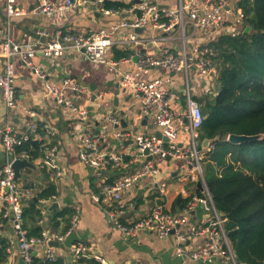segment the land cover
<instances>
[{
  "label": "crops",
  "instance_id": "0c3cea01",
  "mask_svg": "<svg viewBox=\"0 0 264 264\" xmlns=\"http://www.w3.org/2000/svg\"><path fill=\"white\" fill-rule=\"evenodd\" d=\"M44 1L64 4L68 0H17L15 8L21 11V15L14 17L10 25L7 24L6 0H0V54L2 44L7 37L19 44L37 43L46 45L68 33H98L102 30H110L121 22L122 18L104 15L95 0L79 6L72 5L61 13L52 16L40 13L39 8ZM126 5L137 4L136 0H114ZM163 9H174L178 6V0H153ZM205 0H199L203 3ZM131 31L119 30L115 37L128 35ZM138 32V31H137ZM141 38L151 37L161 39L173 36L172 39L159 40L155 45L141 47L143 54L160 55L167 48L176 54L182 49V40L176 31L164 33L154 30L151 26L143 32H138ZM221 33L218 30L210 34L199 33L197 36L188 33L189 46L207 45L219 39ZM132 50L115 47L108 55V59L117 62L116 68L91 61L84 53L71 51L62 57L46 58L41 53L37 54L34 63L47 75V79L62 87L65 79L69 78L79 86L80 91L68 89L66 95L74 101L79 108L88 111V119L79 121L77 115L71 113L66 107L58 106L47 94L44 80L26 66L19 56H14L15 90L17 107L9 109L3 99L0 90V127L9 124L18 134H30L31 137H42V146L53 151V157L59 171L48 168L43 163V157L30 161L34 167L22 170L24 179H19L20 186L32 188L35 196L53 185L56 190L55 197L50 200H41L37 203L42 209L44 221L43 234L48 239L51 231L48 226V217L57 211L70 209L78 218L77 226L64 241L58 242L55 252L59 258H64L70 264L72 262L71 247L76 243H83L93 247V252L103 255L109 264H184L183 260L175 254V240L173 237L160 238L151 232H140L136 236H127L115 227L113 221L107 216L104 209L96 205L91 196L98 193L105 183H113L127 174H132L137 165L132 162L136 148L131 140L118 143L112 133L124 131L132 134H160L151 116H146L142 110V101L130 88L121 85V74L133 72L136 69V59L121 58L120 55ZM0 64L4 59L0 55ZM144 79L169 78L170 83L165 89L172 91L171 107L177 116L186 109L185 89L187 79L184 72H172L164 68H153L142 76ZM194 99H196L205 115L206 104L212 101L217 92V80L205 79L199 76L195 69L189 71L187 77ZM115 99L118 107L115 106ZM116 112V113H115ZM124 113L122 115L121 113ZM116 117L119 126L112 125L110 118ZM125 125H122V122ZM36 125V130L32 126ZM46 127L55 132V136H47ZM75 127V129H74ZM98 136L101 139V149L112 150L121 153L125 157V168H108L100 171L85 165L80 159L81 146L79 138L74 131ZM76 133V134H78ZM109 135V136H108ZM191 136L183 128L179 129V147L188 149L191 146ZM204 150V149H203ZM6 164V151L0 138V172ZM189 169L185 160H167L155 174L141 180L138 185L127 190L123 198L127 203L125 222L134 221L147 214L154 206L164 205L165 208L174 211V203L177 198L191 200L194 195H200V181L194 179L191 182H182L181 176ZM162 187L165 188L161 192ZM37 199V198H36ZM44 201V202H43ZM54 203L58 209L50 210ZM208 213L197 205L189 214L188 225L203 226L207 223ZM127 220V221H126ZM72 223V221H71ZM71 227V226H70ZM62 227L59 231H62ZM64 234H67L64 233ZM63 235V234H62ZM0 237L9 243L8 258L2 264H26L20 254L18 239L12 225V216L6 221H0ZM54 240L48 241L49 244ZM206 239L194 238L189 245H203ZM46 245L36 247L33 252L35 259H43ZM187 264H199L188 261ZM214 264L225 263L219 259Z\"/></svg>",
  "mask_w": 264,
  "mask_h": 264
},
{
  "label": "built area",
  "instance_id": "2783aa9c",
  "mask_svg": "<svg viewBox=\"0 0 264 264\" xmlns=\"http://www.w3.org/2000/svg\"><path fill=\"white\" fill-rule=\"evenodd\" d=\"M91 0H68L64 4L44 1L39 11L42 14L52 16L67 10L72 5L83 6ZM107 1L95 0V3L107 16L122 18L121 22L110 30H102L98 33H68L46 45L37 43L19 44L12 38L7 37L2 44L1 56L4 59L0 64V90L2 99L9 109L17 107L15 90L14 65L12 58L19 56L21 61L30 67L35 74L45 82L48 96L61 107L69 111L85 122L88 119V111L67 97L66 91H80L78 85L67 78L60 87L47 79V75L35 65L34 59L37 54L44 57H62L65 53L76 51L84 53L91 61L108 65L111 69L116 68L117 62L108 59L109 53L115 47L132 50L128 60L136 59V69L133 72H123L120 83L125 88L132 89L142 101V110L146 116L154 119L155 125L160 130L161 137L155 134H132L124 131H115L112 137L123 143L131 140L136 148L132 162L137 169L132 174H127L113 183H105L101 190L91 196L93 202L104 209L107 216L113 221L116 228L127 236L133 237L140 232H151L160 238L173 237L175 240V254L183 260L184 264L194 261L199 264H214L217 259L231 264H239L231 247L225 225L226 217L220 213L213 201L203 173L204 151L198 145L200 129L202 128L205 115L199 102L193 98L190 86L189 71L195 69L199 76L207 79H218L219 67L217 52L210 44L189 46L188 33L197 36L199 33L210 34L218 30L229 35L245 33L246 13L240 7L242 0H178V6L174 9H163L153 0H140V4H133L128 8H106ZM17 0H6L7 24L21 15L16 6ZM151 26L154 30L164 33L177 32L182 40V49L176 54L167 48L160 55L143 54L141 47L155 45L159 40L172 39L173 36L157 39L149 37L143 39L138 34V29ZM131 31L128 35L115 37L119 30ZM213 43V42H212ZM1 63V62H0ZM153 68H164L172 72H184L187 79L185 89L186 109L177 116L171 107L172 91L165 89L170 83L169 78L144 79L142 76ZM218 90V86H217ZM112 125L119 126L116 117L110 118ZM185 129L191 136V146L188 149L179 147V129ZM75 129V127H74ZM36 130V125L32 126ZM47 136H55V132L46 127ZM74 131L79 138L81 146V161L96 170L98 173L108 168H125V157L121 153L112 150L101 149V139ZM40 136V135H39ZM34 138L42 141V137ZM109 136V135H108ZM0 138L6 151V164L0 172V214L1 219H9L12 216V225L18 239V247L21 257L26 264H34L36 247L46 245V251L42 260L54 262L59 259L55 249L48 246L49 240L62 242L70 235L77 226L78 218L73 217L71 227L67 234L51 233L49 238L43 234L42 238L29 236L24 228L25 203L35 196L32 188L20 186L16 180L13 164L17 159H27V155L16 153V149L32 140L30 134H18L6 124L0 127ZM148 152L146 154L145 152ZM53 152V151H52ZM51 151L43 147V163L50 169L61 173ZM169 159L185 160L189 169L181 176L182 182H191L198 179L202 183L200 195H194L184 209L178 213L168 211L164 205L154 206L147 214L134 221L125 222L127 203L123 198L124 193L139 184L149 175L155 174L159 168ZM165 190L162 187L161 192ZM44 202V201H43ZM202 206L208 213L207 223L203 226H190L189 214L197 206ZM127 221V220H126ZM206 239L203 245H189L194 238ZM72 264H79L83 259H93L100 264H109L101 254L93 252V247L83 243H76L71 247Z\"/></svg>",
  "mask_w": 264,
  "mask_h": 264
},
{
  "label": "trees",
  "instance_id": "16d2710c",
  "mask_svg": "<svg viewBox=\"0 0 264 264\" xmlns=\"http://www.w3.org/2000/svg\"><path fill=\"white\" fill-rule=\"evenodd\" d=\"M120 1H107L106 8H128ZM246 13L245 29L240 35H221L210 44L217 52L218 90L207 102L200 141L217 139L204 151L203 173L216 209L226 217L225 230L239 264H264V139L234 145L232 134L264 135V0H242ZM121 58L129 57L126 51ZM42 142L34 137L16 149L30 161L44 157ZM53 185L36 195L38 201L55 197ZM187 199L177 198L174 211H181ZM75 212L63 209L48 217V226L64 234L71 226ZM2 215L0 214V218ZM7 219H1L6 221ZM42 209L31 199L24 206V228L29 236L43 237ZM62 231H59L60 228ZM9 243L0 237V264L8 258ZM34 264H69L59 258L54 262L35 259ZM72 264V262L70 263ZM79 264H100L83 259Z\"/></svg>",
  "mask_w": 264,
  "mask_h": 264
},
{
  "label": "water",
  "instance_id": "95a60500",
  "mask_svg": "<svg viewBox=\"0 0 264 264\" xmlns=\"http://www.w3.org/2000/svg\"><path fill=\"white\" fill-rule=\"evenodd\" d=\"M136 3L137 4H140L141 1L140 0H136ZM251 31V27H247L245 29V34H248L249 32ZM138 32H143V29H138ZM118 100L115 99V106L118 107ZM116 113V112H115ZM122 115H124V113L122 112L121 113ZM207 117L205 116V119ZM125 122L123 121L122 122V125H125L124 124ZM158 137H161V134H158L157 135ZM264 139V135H256V136H246V135H235V134H232L228 137V142L231 143V144H234V145H240V144H245V143H251V142H256V141H261ZM217 139H205L203 141H198V145L202 147V149L204 150H210V147L211 145L216 141ZM146 154H148V152L146 151L145 152ZM170 160V159H169ZM27 167H34L33 164L28 160V159H17L14 164H13V168L15 170V173H16V180H19V179H24V177L22 176V170L24 168H27ZM200 189L203 190V187H202V183H200ZM34 201L37 203L38 200L35 198ZM59 208V205L57 203H54L52 205V207H50V210H54V209H58ZM50 247L54 248V247H58L59 246V243L56 242V241H52L50 244ZM245 264V263H244Z\"/></svg>",
  "mask_w": 264,
  "mask_h": 264
}]
</instances>
